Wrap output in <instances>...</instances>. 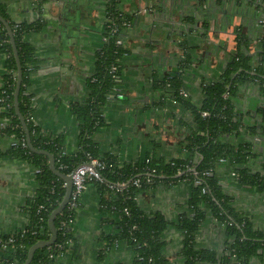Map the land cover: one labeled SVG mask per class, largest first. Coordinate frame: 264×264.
<instances>
[{"label":"trees","instance_id":"obj_1","mask_svg":"<svg viewBox=\"0 0 264 264\" xmlns=\"http://www.w3.org/2000/svg\"><path fill=\"white\" fill-rule=\"evenodd\" d=\"M48 1L40 0L39 5ZM230 2L233 3L234 13L225 15L221 10ZM249 7L253 13L249 19L255 25L252 33L244 29L242 21ZM163 8L159 3L153 12ZM111 12L110 20L114 24L111 23L107 29V42L97 56L93 73L86 80L89 95L84 101L71 104L72 111L82 121L81 149L73 155L67 152L62 154L60 139L44 133L30 120L33 98L27 87L31 74L38 68V62L35 47L23 40V34L32 29L39 30L42 22H22L15 28L11 22L22 71L18 107L32 145L51 152L56 168L63 174H68L75 166L86 161L88 155L103 161L105 166L100 170L102 180H88L86 184L94 185L100 194L102 206L119 216L118 232L102 236L105 246L110 247L118 241L128 244L136 253V260L131 264H169L163 253L166 241L162 237L168 227L176 229L183 237L180 253L185 264H264V223L238 206L235 192V188L246 187L264 197V155L259 157L254 152L252 139L248 135L243 136L247 132L264 137V0H193L189 11L181 12L180 24L185 27L180 29L184 37L178 43L182 49L178 70L185 72L198 62V56L193 55L187 47L185 34L188 33L217 42L221 36L229 38L223 29L231 26L234 43L220 44L221 48L230 46L229 60L218 80L203 85L200 104L179 93L182 82L178 73L169 77L153 76L155 88L164 92L165 83L171 87V95L186 109L191 121L187 125V134L181 139L183 155L166 158L149 151L135 162L119 161L113 154L100 155L92 138L94 130L103 125V111L111 101V90L119 85L117 76L121 72V58L127 50L115 43L120 37L121 22L123 18L134 21L133 11L120 16L115 10ZM0 14L7 17L1 5ZM113 25H117L116 32L111 31ZM0 41L8 71L0 87V97H7L4 103H0L1 114L6 119L4 132L15 142L6 154L27 161L37 169L35 178L38 187L26 204L29 226L19 233L1 234L3 238L12 236L15 239L10 247L4 248L2 264H21L26 260L32 244L49 238L47 219L60 203L65 183L49 169L46 155L33 153L27 147L24 129L13 104L16 61L8 33L1 22ZM113 65L117 69L115 73L110 71ZM251 84L258 88L263 98L257 109L260 120L253 125L245 122L235 102L241 87ZM161 97L165 98L164 95ZM160 102H165V99L161 98ZM8 103L10 106L7 107ZM202 112H207V115ZM234 138L240 139L239 142L232 141ZM23 141L24 146L21 145ZM255 164L258 166L254 167ZM135 179H139L136 185L133 183ZM176 183H184L188 187L189 197L185 204L191 214L183 212L177 215L176 221H169L160 211H143L138 202L139 196L153 192L157 185ZM77 208L69 203L64 206L54 218L57 231L55 241L49 246L37 248L29 264H54L69 250L73 234L66 227L72 225ZM207 221L215 223L222 230L224 247L220 251L215 247H201L197 243L198 233ZM253 259H256V263H253Z\"/></svg>","mask_w":264,"mask_h":264},{"label":"crops","instance_id":"obj_2","mask_svg":"<svg viewBox=\"0 0 264 264\" xmlns=\"http://www.w3.org/2000/svg\"><path fill=\"white\" fill-rule=\"evenodd\" d=\"M146 1L148 0H122V4L133 8ZM189 1L193 0L177 2L170 10L172 15L167 8L158 9L152 27L150 24L153 21L147 14L140 15L130 30L131 51L122 59L123 69L119 79V86L128 98L109 101L104 108L103 125L92 134L100 155L113 154L119 161L131 162L142 159L149 151L166 158L183 155L181 139L188 132L187 125L191 121L189 113L182 105L169 99L160 102L162 92L154 87L152 78L167 70L173 72L174 76L177 71L183 89L198 103L202 100L201 80L215 79L226 62L223 49L211 46L198 56L195 67L179 74L177 63L180 57L175 50L179 40L184 37L180 29L185 26L180 24V15L189 11ZM0 2L10 13L8 17L12 16L17 21L30 22L37 15L36 10L31 7L33 2L29 0ZM155 2L163 4L162 0ZM246 12L248 14L242 20L244 29H249L252 33V27L255 26L249 19L253 14L252 9L249 7ZM229 13H234V9ZM43 15L57 24L52 26L53 23L48 22V28L31 31L25 37L26 42L35 47L40 65L38 71L31 75L28 86V92L33 98L31 118L41 131L51 137H58L63 150L73 155L81 149L82 121L72 111L71 104L80 103L89 95L90 88L86 80L94 71L93 52L101 44L98 32L100 28H97L94 20L84 21L89 29L82 28L83 22H79L80 20H67L62 23L65 29L63 35L54 30L61 23L56 19V8L43 9ZM230 29L231 26H228L223 30L230 32ZM188 35L185 36L193 47V53H197V45L203 48L205 43L220 45L233 41L231 37L221 36L217 42L208 39L209 42L201 45L196 33ZM140 39H143L142 44L139 43ZM166 67L167 70L164 69ZM171 67H174V71ZM5 73V59L0 52V86ZM235 102L245 122L253 125L260 120L257 109L263 100L256 86L251 84L241 87L235 96ZM153 103L155 104L152 105ZM3 119L0 110V232L14 234L24 231L30 224L26 204L38 187L35 178L37 169L27 161L6 154L13 139L4 133ZM245 135L252 139L254 152L259 157L263 156L264 137L247 132H244L243 136ZM239 140L232 139L234 142ZM256 166L258 165L255 164L254 167ZM236 191L238 206L253 213L258 221L264 223V197L246 187L235 188ZM188 197V187L184 183L162 184L157 185L153 192L139 196L138 202L143 211H160L167 220L176 221L177 215L183 212L191 214L185 204ZM78 204L71 225L73 239L70 248L54 264H131L136 260L134 249L125 242L118 241L110 247L105 246L102 236L118 232L119 216L102 206L100 194L94 185L86 184ZM162 237L166 241L163 253L169 264H185L180 253L183 239L180 232L168 227L163 231ZM197 243L201 247L222 250V230L215 223L207 221L198 233ZM4 259L5 252L0 247V264ZM253 263H256V259H253Z\"/></svg>","mask_w":264,"mask_h":264},{"label":"flooded vegetation","instance_id":"obj_3","mask_svg":"<svg viewBox=\"0 0 264 264\" xmlns=\"http://www.w3.org/2000/svg\"><path fill=\"white\" fill-rule=\"evenodd\" d=\"M29 1H31V2H33L32 4H31V7H33V9L34 10H36V13H37V15L35 16V18L32 20V21H30V22H27V21H25V23H28V24H30V23H33V22H35L36 20H40L41 22H42V26L40 27V29L39 30H41V29H46V28H48V26H47V23L48 22H50V23H53V25L52 26H55L57 23L54 21V20H51V19H47V18H45V16L43 15V9H42V7L43 6H47L48 5V2H41V4L39 5V2H40V0H29ZM49 1H51V3H54V1H56V0H49ZM61 0H57V2H60ZM209 1H212V0H209ZM79 2H80V6L78 7V6H76L75 8H74V11L72 12V14H70V13H67V15L66 16H64L63 14H61V11H59L58 9H57V12H58V16H57V18L56 19H58V22L60 23V25H58L57 26V28H55L54 30L56 31V32H60V34H65V29H64V27L62 26V23H63V21H69V22H75V21H77V20H80L79 22H83L81 25H82V28H87V29H89V26L88 25H86V23L84 24V21H86V22H88V21H96L97 22V28H100L99 30H98V32H99V37H100V46H97L96 48H95V50H94V52H93V56H94V64H95V62H96V59H97V56H98V54H99V52L102 50V48L104 47V45H105V43L107 42V33H108V28H109V26H110V24L111 23H113L111 20H110V17H111V11H113V10H115L116 12H118L117 14H118V16H120V15H122L124 12H127V11H133L134 12V21L132 22V21H128V20H126V18H123V20H122V22H121V30H119V35H120V37L118 38L119 39V43H118V45L119 46H122L123 48H125V49H127L125 52H123V55H122V58H121V62H122V59L128 54V53H130V47H129V39H130V30L133 28V26H134V24H135V22H136V20H137V18L141 15V16H143V15H146V16H148L149 17V19L150 20H152L153 22H151V24H150V27H152V25L153 24H155V21H156V19H155V17H156V12H153V8H157L158 7V2H155V0H148V1H146V3L145 4H143V5H138V7H136V5H134L133 6V8H127V7H124L123 6V4H122V0H79ZM177 2H180V0H162V5L164 6V8H167L169 11L170 10H172V8L174 7V5L177 3ZM193 1H189V3H188V7L190 8V5H191V3H192ZM0 5L2 6V4H1V2H0ZM24 7H25V5H24ZM187 7V6H186ZM3 8H4V10H5V13L7 14V17H4L3 15H1L0 14V16H2L8 23H9V25H10V27H12V25H11V22L12 23H14L13 24V27L15 28V27H18L19 26V24L20 23H22V22H24V21H17L16 19H14V17H8V14H9V16H10V13L8 12V10H6V8L3 6ZM78 8H80V10H78ZM164 8H163V10H164ZM234 9V6H233V3L232 2H230V3H228V4H226V6H224L223 7V10H221V11H223V13L225 14V15H227V13H229V11H232ZM189 10V9H188ZM41 13V14H40ZM169 14L170 15H172L171 14V11L169 12ZM41 17V18H40ZM13 18V19H12ZM55 19V18H54ZM77 19V20H76ZM54 21V22H53ZM1 22V21H0ZM1 24H3L2 22H1ZM114 24V23H113ZM51 25V24H50ZM88 26V27H87ZM99 26V27H98ZM5 27V26H4ZM12 27V28H13ZM153 28H154V26H153ZM52 30V29H51ZM7 31V30H6ZM31 31H38V30H30V31H28V32H25L24 34H23V40H25L26 38V34H28L29 32H31ZM11 32H13L12 30H11ZM227 33H228V35H229V37H231V39L233 38L232 36H231V32H229V30L228 31H226ZM8 33V32H7ZM13 34V33H12ZM189 34V33H188ZM187 34V36H189ZM190 34H192V33H190ZM186 35V34H185ZM9 36V35H8ZM151 36V35H150ZM198 37H199V39H200V44L202 45V44H204L206 41H208V39H206V40H202V38L199 36V35H197ZM211 39V38H210ZM9 41H10V38H9ZM26 41V40H25ZM142 41H143V39H140V41H139V43L140 44H142ZM210 41V40H209ZM208 41V42H209ZM228 44H231L232 42H228V41H226ZM11 44V43H10ZM186 44H187V47H188V49H189V51H191L192 53H193V47H192V45L188 42V40H187V37H186ZM210 44H212V43H210ZM219 47V48H221L220 47V45H215V44H212V45H208L207 43H205V45H203V48H200V47H198V45H197V47H196V49H197V53H198V55H197V53H193V55H196V56H200L203 52H205L206 51V49L208 48V47ZM194 47V48H195ZM221 49H223V51H224V55H225V66H224V68H222L221 69V72H220V74L215 78V79H206V80H201V84H200V90H201V96H202V98H203V95H202V87H203V85L205 84V83H207V82H210V81H216V80H218L220 77H221V74H222V72L224 71V69H225V67H226V64H227V62H228V60H229V53L228 52H230V46H228V47H226V48H221ZM227 50V51H226ZM2 51V43H1V41H0V52ZM175 52H176V55L177 54H180L181 52H182V49L179 47V46H177L176 47V50H175ZM3 55H4V59H6V55L3 53V52H1ZM204 54V53H203ZM14 55V54H13ZM39 67H40V65L38 64V68H37V70L36 71H38V69H39ZM6 68V67H5ZM173 68L174 67H171V69L173 70ZM122 69H123V64H122V67H121V72H120V75H115V76H117V80L118 81H120L119 79H121V73H122ZM165 70H167V67L166 68H164ZM163 69V70H164ZM35 71V72H36ZM115 71H117V69L115 70ZM174 71V70H173ZM179 71V70H178ZM186 71V70H185ZM6 72H8L7 71V69H6ZM34 72V73H35ZM176 73H178L177 71H175ZM179 72H182V71H179ZM182 73H185L184 71L182 72ZM33 74V73H32ZM31 74V75H32ZM173 74V72H171L170 70H167V71H164V73L163 74H161L160 75V77H163L164 75H168V77L169 76H173L172 75ZM90 76V75H89ZM15 77H16V80H17V67H16V70H15ZM31 77V76H30ZM3 82H4V77H3ZM3 84L4 83H2L1 84V86L0 87H2L3 86ZM164 86H165V91L164 92H162V94L161 95H164L165 96V98L164 97H161V98H163V99H165V102H166V100L168 101V99H169V101L171 100V102H176V100L173 98V96L171 95V93H170V91H171V87L167 84V83H165L164 84ZM15 89V88H14ZM27 89H28V87H27ZM115 89H116V91L117 92H119L120 94H116V91H115ZM181 92L182 93H184L185 95H183V94H181ZM165 93V94H164ZM183 97H190L191 98V95H189V93H187L184 89H183V86H182V89L180 90V92H179ZM13 94H14V92H13ZM261 95V94H260ZM8 96V95H7ZM109 96H110V98H111V101H113V100H123L122 98H125L126 97V94H125V92H124V90L122 91V89H121V87L118 85V87L116 86L114 89H112L111 90V92H110V94H109ZM262 97V96H261ZM7 97H0V103H4V101H5V99H6ZM117 98V99H116ZM262 100H263V98H262ZM161 101V100H160ZM177 103V102H176ZM200 103H202L201 101L200 102H198L197 104H200ZM14 104V103H13ZM151 104V103H150ZM155 103H153L152 105H154ZM7 105V107L8 106H10V103H8V104H6ZM0 110H2V106L0 105ZM205 113V114H204ZM202 114L203 115H207V112H202ZM4 118V117H3ZM3 127H2V129H3V131H4V124L6 123V119L4 118L3 119ZM5 133V132H4ZM8 136V135H7ZM11 137V136H10ZM15 142H13L12 143V145L14 144Z\"/></svg>","mask_w":264,"mask_h":264},{"label":"water","instance_id":"obj_4","mask_svg":"<svg viewBox=\"0 0 264 264\" xmlns=\"http://www.w3.org/2000/svg\"><path fill=\"white\" fill-rule=\"evenodd\" d=\"M76 6H78V7L80 6L79 0H61L60 2H57V0H56V1H54V3H51V1H48V5L43 6L42 9H48L49 10L50 8H56V10L58 9L59 11H61V14L66 16L67 13L72 14V12L74 11V8ZM78 10H80V8H78ZM0 21L3 23V25L5 26V28L8 32V35L10 38V43H11L13 54H14L13 57H15V61H16L17 80L15 81L16 85H15L14 94H13V103H14L15 113L17 114L18 118L20 119L22 127L24 129L23 131L25 133V139H26L27 147L33 153H37L38 155L39 154L46 155L48 157L49 169L52 171V173H54L56 176L61 178L65 183V189H64V194L62 196V199H61L60 203L50 212L48 219H47L48 229L50 230L49 238L37 240L34 244H32L27 251L26 260L23 263H21V264H29L32 260L33 254L37 248L41 249V247L49 246L55 241L57 231H56V228L54 225V218L64 209V206L67 205L66 203H68V200L70 198V193L72 190V181H71V176L69 174H66V173L63 174L62 171H60L59 169L56 168L55 163H54V156L51 152L44 150V149H38V148L34 147L31 143L29 132L27 131L28 128L25 124V121H24L22 115L19 112V107H18V94H19L22 71H21V65L19 62V57H17L18 56L17 49L15 46L13 34L11 32V27H10L9 23L2 16H0ZM127 98L128 97H125L122 99L125 100Z\"/></svg>","mask_w":264,"mask_h":264},{"label":"built area","instance_id":"obj_5","mask_svg":"<svg viewBox=\"0 0 264 264\" xmlns=\"http://www.w3.org/2000/svg\"><path fill=\"white\" fill-rule=\"evenodd\" d=\"M118 30L117 25H113L112 26V32H116ZM119 39L117 38L115 40L116 45H118L119 43ZM116 70V66H111V73H115ZM114 76V74H113ZM116 91V89H115ZM116 94H120L119 92L116 91ZM181 94L185 95L184 93L181 92ZM110 97V96H109ZM205 114V113H204ZM30 120H32V118L30 117ZM22 146L25 145V142L23 141ZM65 151H62V154H64ZM104 163L103 161L99 160L98 158H94L91 157L90 155H88V159L84 162H82L81 164L75 166L68 174L71 176V181H72V190L70 193V198L68 200V203L70 205H72L73 207H78L79 206V202H80V198L81 195L85 189L86 186V182L88 180H98L101 181L102 180V176L100 174V170L104 168ZM60 167H63V165H61ZM154 171V170H153ZM133 183L136 185L139 183V179H135L133 181ZM110 188L113 187V185H109ZM67 204V203H66ZM126 211V209H125ZM70 222V221H69ZM73 223V222H72ZM71 223V224H72ZM67 229H71V226H67ZM65 232H63L64 234ZM1 232H0V247L1 248H8L10 247L15 239L12 236H8L6 238H3L1 236Z\"/></svg>","mask_w":264,"mask_h":264}]
</instances>
